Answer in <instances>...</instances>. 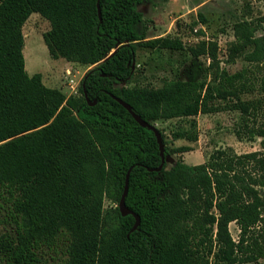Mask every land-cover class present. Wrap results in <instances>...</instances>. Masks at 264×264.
<instances>
[{
	"label": "trees",
	"instance_id": "1",
	"mask_svg": "<svg viewBox=\"0 0 264 264\" xmlns=\"http://www.w3.org/2000/svg\"><path fill=\"white\" fill-rule=\"evenodd\" d=\"M150 1L0 0V225L12 228L0 233V264H42L40 249L57 240L65 264H264V122L252 123L264 97L243 98L264 94V14L235 22L229 60L243 56L252 68L231 73L220 67L216 40L186 46L179 37L149 38L136 6ZM33 12L50 22L43 38L52 58L94 66L79 95L27 73L23 26ZM139 46L206 55L211 79L126 86ZM113 96L152 124L238 111L236 135L261 137L262 149L220 147L199 164L179 158L149 170L161 163L157 137ZM131 167L126 204L140 217L134 231V215L119 210ZM105 198L117 205L106 208Z\"/></svg>",
	"mask_w": 264,
	"mask_h": 264
},
{
	"label": "rangeland",
	"instance_id": "2",
	"mask_svg": "<svg viewBox=\"0 0 264 264\" xmlns=\"http://www.w3.org/2000/svg\"><path fill=\"white\" fill-rule=\"evenodd\" d=\"M144 15V25L149 38L168 35L179 37L186 46L194 45L201 39L216 40L219 45L220 67L234 73L250 67L243 56L230 61L228 45L235 39L233 26L243 18H254L264 14V0H151L136 6ZM205 21H202V16ZM50 29V22L40 13L33 12L23 26L25 46L23 54L26 71L29 75L41 73L43 82L59 88L67 96L79 95V86L88 67L69 62L64 58H52L43 34ZM203 31V34L202 32ZM211 59L202 55L194 57L187 48L182 50L152 49L139 46L133 63L135 75L127 86L147 85L158 87L163 80L180 78L185 80L211 79L209 69ZM264 94L253 91L243 95L245 99L263 98ZM261 113V112H260ZM253 119L252 123L264 122V110ZM240 113L226 110L213 113H200L191 118H174L155 121L167 139L170 150L167 156V168L179 158L188 164H199L208 159L209 154L220 147H232L236 153L261 150V137L249 140L239 138L235 133L238 128ZM196 128L191 129L192 123ZM183 129V130H182ZM190 145L191 150L183 153L171 152L172 148ZM106 208L114 207L116 202L105 198ZM7 214L3 210L1 217ZM234 239H238L239 228L235 222L230 223ZM12 231L8 223L0 225V233ZM63 240H57L53 246H42L40 255L42 264H65L67 254ZM254 264V263H245Z\"/></svg>",
	"mask_w": 264,
	"mask_h": 264
},
{
	"label": "water",
	"instance_id": "3",
	"mask_svg": "<svg viewBox=\"0 0 264 264\" xmlns=\"http://www.w3.org/2000/svg\"><path fill=\"white\" fill-rule=\"evenodd\" d=\"M98 7H99V3H98ZM99 15L101 17V10L99 7ZM94 66H92L90 69H92ZM87 77V75L85 76V78ZM82 87L85 93V97L86 99L89 101V97L87 95V90H86V86H85V81H83L82 83ZM116 100H118L131 114L132 116L135 118V120L142 126L144 127H148L149 129L153 130L156 137H157V141L159 144V148H160V155H161V163L158 167L155 168H149V170H155V171H160L164 164L167 162V156L165 154V144L163 142V137H162V133L161 131L158 129V127L155 124H152L148 121H145L140 115H138L136 112H134V110L132 109L131 105L129 103H127L126 101H124L123 99H121L120 97L117 96H113ZM90 104H94V102H89ZM175 164V163H174ZM173 164V165H174ZM132 167L128 170L127 174H126V178H125V184H124V191L123 194L120 198L119 201V210L122 213V215H127V214H132L134 215L136 221L132 227V231L136 230L140 224V217L134 213L126 204V196L128 194V190H129V177H130V172H131Z\"/></svg>",
	"mask_w": 264,
	"mask_h": 264
}]
</instances>
